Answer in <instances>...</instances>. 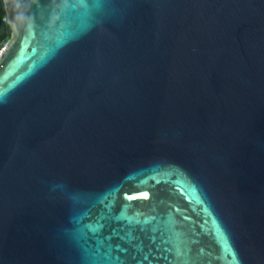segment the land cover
<instances>
[{
    "label": "water",
    "instance_id": "95a60500",
    "mask_svg": "<svg viewBox=\"0 0 264 264\" xmlns=\"http://www.w3.org/2000/svg\"><path fill=\"white\" fill-rule=\"evenodd\" d=\"M0 264H264V0H1Z\"/></svg>",
    "mask_w": 264,
    "mask_h": 264
},
{
    "label": "trees",
    "instance_id": "16d2710c",
    "mask_svg": "<svg viewBox=\"0 0 264 264\" xmlns=\"http://www.w3.org/2000/svg\"><path fill=\"white\" fill-rule=\"evenodd\" d=\"M7 37H8V27L5 21L2 1L0 0V50L7 41Z\"/></svg>",
    "mask_w": 264,
    "mask_h": 264
},
{
    "label": "built area",
    "instance_id": "2783aa9c",
    "mask_svg": "<svg viewBox=\"0 0 264 264\" xmlns=\"http://www.w3.org/2000/svg\"><path fill=\"white\" fill-rule=\"evenodd\" d=\"M1 50H2V49H1ZM1 50H0V51H1Z\"/></svg>",
    "mask_w": 264,
    "mask_h": 264
}]
</instances>
